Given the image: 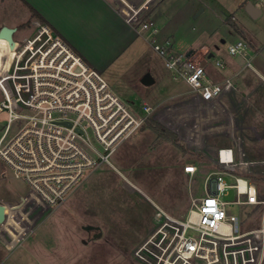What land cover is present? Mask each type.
I'll use <instances>...</instances> for the list:
<instances>
[{
  "label": "rangeland",
  "instance_id": "1",
  "mask_svg": "<svg viewBox=\"0 0 264 264\" xmlns=\"http://www.w3.org/2000/svg\"><path fill=\"white\" fill-rule=\"evenodd\" d=\"M28 2L34 7L32 0H0V30L10 27L16 42L30 37L39 25H49ZM250 2L263 10L262 16L255 19L247 13ZM259 2L154 0L151 3L146 18L154 20L168 37L164 41H172L176 51L187 54L193 50L197 59L207 52L213 54L207 68L213 81L232 76L246 64L228 53L230 43L242 39L251 52L258 53L253 61L256 71L247 68L234 77L237 90L222 100V106L231 114V126L221 132L222 136L208 140L204 147H196L184 143L185 131H181V138L170 135L176 143L159 139L149 125L152 120H148L144 131L135 133L117 148L109 164L87 171L66 200L52 209L35 207L34 203L12 208L19 206L30 190L23 177L3 175L6 169L0 160V203L11 208L7 207L8 219L0 225V264H133V250L159 222L166 218L183 221L193 201L204 196L205 183L215 172H233L256 181L259 199L264 202V6ZM70 14L77 13L73 9L64 12L66 17ZM66 17L62 20L68 22ZM94 31L100 42L98 48H90V53L102 65L113 63L109 70L114 76L111 87L140 114H144L145 103L155 104L151 101L161 99L173 85L168 78H160L162 72L176 81L178 87L183 86V81L174 79L153 49L140 40L129 45L133 35L135 39L137 36L129 25L123 23L118 32L112 28ZM8 50L7 42L0 40V66L13 52L9 54ZM217 62L225 68H217ZM143 72L156 75L154 88L139 80ZM3 100L0 92V102ZM178 112L186 115L185 111ZM168 115L174 118L170 110ZM8 121V112H0V137ZM22 127L21 120L14 121L9 138ZM226 147L262 163L246 169L221 167L216 163L215 152ZM187 164L199 167L194 179L181 174L180 168ZM227 182L231 184L234 179L227 177ZM235 197V190H229L224 200L231 202ZM249 209L227 206L229 213L239 216L244 231L261 227L264 203L246 214ZM88 225L100 227L102 237L91 239L92 234L84 230Z\"/></svg>",
  "mask_w": 264,
  "mask_h": 264
},
{
  "label": "built area",
  "instance_id": "2",
  "mask_svg": "<svg viewBox=\"0 0 264 264\" xmlns=\"http://www.w3.org/2000/svg\"><path fill=\"white\" fill-rule=\"evenodd\" d=\"M119 1L126 23L137 34L151 37V48L174 79L188 85V91L176 96L174 104L171 99L146 103L144 114H140L49 25H39L30 37L14 41L13 46L0 38L7 42L8 53L13 51L0 66L4 98L0 112L7 111L9 116L0 137V160L6 169L2 174L23 177L30 190L22 203L12 208L28 203L44 209L58 207L87 171L109 164L117 148L144 129L148 120L178 137L185 131L184 143L196 147H204L231 126V114L222 100L237 90L234 77L247 68L256 71L253 61L258 53L251 52L242 39L230 43L228 53L246 64L233 76L213 81L207 72L211 53L197 59L194 52L176 51L168 39L158 42L160 29L153 19L146 18L154 0ZM216 67L225 68L221 62ZM169 110L174 118L168 115ZM180 110L186 115L178 114ZM16 120H21L23 127L9 138ZM216 161L224 168L235 166L233 149L219 148ZM182 172L194 179L199 168L187 164ZM213 175L205 183L204 196L193 201L183 221L166 218L159 222L133 250V264H264V227L244 231L239 216L227 210L228 205L263 204L256 185L230 172ZM227 177L234 182L229 184ZM229 190H235L236 197L226 202ZM5 207L8 217L9 206Z\"/></svg>",
  "mask_w": 264,
  "mask_h": 264
},
{
  "label": "crops",
  "instance_id": "3",
  "mask_svg": "<svg viewBox=\"0 0 264 264\" xmlns=\"http://www.w3.org/2000/svg\"><path fill=\"white\" fill-rule=\"evenodd\" d=\"M32 1L34 4V7H32V5L28 2L31 5L29 7L32 10L36 11L38 14H40L44 18V20L50 25V27L59 36H61L81 57H83V59L89 64V66L96 69L100 73H103L105 75V78L109 82V84L110 83L112 84V82L114 81V76L112 75V72H109V70L113 66V63L111 62L105 65H102L98 61V59H96V57H94L90 53V48L94 49V48L99 47L98 44L100 41L97 40L94 36L95 29L112 28L116 32H118V28L121 27L123 23L127 24L124 19V15H123V4L119 0H32ZM262 6H264V3L262 4ZM67 9H73V11L76 12L77 14H70L69 16L66 17L64 15V12ZM262 15H263V10L260 16ZM63 17L68 18V22L67 20L66 21L62 20ZM133 32H135L134 29H133ZM135 34L137 35L136 39L132 33L133 37L130 39L129 45H133L137 41L139 42L140 40L141 42L146 44V46L151 48V45H150L151 37H148V35L141 36L137 34L136 32ZM165 38H168V37L167 35H164L162 31H160L159 35L156 37L158 42L164 41ZM169 39H172V38H169ZM204 47L206 48L207 46H204ZM190 52H194V51L192 50V51H189L188 53ZM147 73L148 72H143L142 74H140L139 80L141 81L142 78L145 75H147ZM149 75L154 80V84L151 85L150 87L154 88L157 84V77L156 75L155 76H152L151 74ZM160 78L161 79L168 78L171 82H173V85L170 83L171 88L167 92H165V94L162 95L161 99L151 101V102H155V104L164 99L173 98V97L175 98L176 96L186 93L189 89L188 85L184 81H183V86L185 85V88L187 89H185L181 85H179L178 87L177 84L175 83L176 81H173L168 76L167 73L162 72V75ZM145 129L146 127L142 131H144ZM233 151L235 154V162H236L235 166L233 167L236 169H243V168L246 169L248 168L247 166L262 163L260 161L258 162L253 159H246V157L236 154L234 149ZM216 154H217V151L215 152V156ZM180 171H181V174H183L182 168H180ZM230 173L234 176L246 178L251 183L258 185L256 181L252 180L249 177L238 175L237 173H233V172H230ZM256 187L259 192L258 186ZM241 207L250 208L249 210H246V214H248L250 212L252 213L254 209H256L258 206H241ZM260 226L264 227V213L262 214V217L260 220ZM246 231H249V230H246Z\"/></svg>",
  "mask_w": 264,
  "mask_h": 264
},
{
  "label": "water",
  "instance_id": "4",
  "mask_svg": "<svg viewBox=\"0 0 264 264\" xmlns=\"http://www.w3.org/2000/svg\"><path fill=\"white\" fill-rule=\"evenodd\" d=\"M246 11L247 13L253 17V18H258L260 17L262 10L255 6L253 3H248V5L246 6ZM0 38L2 39H6L10 42V44L13 46L14 44V39H13V30L10 27H3L0 30ZM223 43H225V41H222ZM192 52L188 53V55H190ZM213 56V54L210 55V58ZM142 83L146 86H151L154 84V80L151 78L150 75H145L142 79ZM143 130V129H142ZM213 193H215V191H213ZM8 217L6 215V207L5 205L0 203V225H3L6 221H7ZM84 230L91 233L93 231H95V233L92 236V239H100L102 237V231L101 228L98 226H92V225H88L84 227Z\"/></svg>",
  "mask_w": 264,
  "mask_h": 264
},
{
  "label": "trees",
  "instance_id": "5",
  "mask_svg": "<svg viewBox=\"0 0 264 264\" xmlns=\"http://www.w3.org/2000/svg\"><path fill=\"white\" fill-rule=\"evenodd\" d=\"M149 125L152 126V128L156 131V133L158 134V138L159 139H169V140H172V141H176L175 139H171L170 138V135L171 136H174L175 138H178L176 134L170 132L169 130H167L166 128H164L163 126H161L160 124L158 123H155V122H150L149 121ZM176 143V142H175Z\"/></svg>",
  "mask_w": 264,
  "mask_h": 264
},
{
  "label": "flooded vegetation",
  "instance_id": "6",
  "mask_svg": "<svg viewBox=\"0 0 264 264\" xmlns=\"http://www.w3.org/2000/svg\"><path fill=\"white\" fill-rule=\"evenodd\" d=\"M94 233H95V231H93V232H91V233H89V232H88V234H89V235H91V234H92V236H93V234H94ZM91 239H92V237H91Z\"/></svg>",
  "mask_w": 264,
  "mask_h": 264
},
{
  "label": "bare ground",
  "instance_id": "7",
  "mask_svg": "<svg viewBox=\"0 0 264 264\" xmlns=\"http://www.w3.org/2000/svg\"><path fill=\"white\" fill-rule=\"evenodd\" d=\"M3 41H5V40H3ZM7 210H8V208H7Z\"/></svg>",
  "mask_w": 264,
  "mask_h": 264
}]
</instances>
